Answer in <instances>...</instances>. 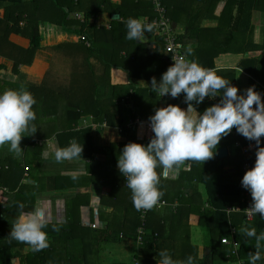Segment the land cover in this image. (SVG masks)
Instances as JSON below:
<instances>
[{
    "label": "crops",
    "instance_id": "crops-1",
    "mask_svg": "<svg viewBox=\"0 0 264 264\" xmlns=\"http://www.w3.org/2000/svg\"><path fill=\"white\" fill-rule=\"evenodd\" d=\"M112 1L120 4L122 0ZM162 1L167 9L169 2L171 5L173 4L174 10L169 18L173 22L179 36L186 34L189 22H193L194 25L199 27L198 40L183 43L185 52L191 61L197 60L200 62L202 59H199L204 58L203 61L207 60L208 63H212L213 65L208 64L207 68H216L218 71L234 70V83L241 92L249 87H254L261 94L262 100H264V93L261 90H264V11L255 10L253 12L254 27L252 31L249 34L239 35V32H237V25L241 16L239 9L245 6L244 1ZM3 14L4 10L0 8V16L2 17ZM69 19L74 22L69 26L68 30L54 29V32L49 30L51 35L49 34L45 37V43L51 44L50 46L52 47L54 46L55 55L45 49H40L36 52L31 65H21L17 71L14 70V62L12 60L0 55V65L3 67L0 69V92L7 89H23L32 94L37 105L46 101L45 104L55 103L56 107H60L59 113L56 115L58 126L56 122L54 124L57 131L53 132L52 136L45 134L47 133L44 130L46 125L37 122L38 115L43 113V109L33 107L36 118L30 122V127L37 131L32 134L33 137H31L32 140L29 144L25 142L27 146L24 150L22 162L24 165V178L21 179L27 187L33 189L36 186L40 187L34 198H27L30 193L25 196L30 206L35 203V210L39 209L44 213L47 226L54 232L62 233V237L58 238L56 244L59 247L65 246V236L71 230L85 229L88 232L93 229L118 231L115 224L119 223V214H123V203L119 204L118 199H124V187L116 189L113 184L120 180V174L116 172L119 171L117 163L120 152L129 142L145 145L150 142L154 133L150 126L149 117L154 114L157 108L166 107L169 104L179 105L184 109L187 108V104L184 102V94H181L182 96L180 95L177 98H172L170 95L160 97L158 93L152 92L150 89L152 78L155 77L159 82L161 74L154 75L153 77L149 75L142 78L130 79L128 73L118 70L117 76L123 85L130 82L135 87L143 89L144 92H140L137 97H134L136 91L132 90L131 96H125L121 100H118L114 108V114L118 119L121 116H127L128 123L137 117L142 118L143 122L130 127V129H133L130 134L131 138L128 139L126 132H123L119 126H112L106 121H101L95 116L97 115L96 108H98L95 102L102 103L112 98L110 86L106 83L109 80H104L97 86L98 88L102 87L100 89L101 95L97 97V100L94 101L95 98L93 97L86 98L87 92L84 93L82 89L85 88L90 93L92 87L89 84L90 80L86 84L85 81L87 80L81 78V76L84 75L85 78L88 76L89 79L87 62H90V59L91 63L97 62V60H93L91 57H89V61L85 59L84 56H87V51L83 49L82 45L85 48L89 46L81 40V36L85 35L88 39L90 37L94 38V28L92 25H96L97 27L105 26L107 29H110L114 21H119L118 26L126 35L125 22L128 19L122 18L118 13L110 12H101L88 21H86L84 13L72 12ZM139 19L149 21L147 16L140 17ZM105 21H108V23H105ZM157 36L159 35L156 28H154L153 31L145 33L142 42L137 40L135 43L147 44L149 48L155 49L157 46ZM9 40L23 48L30 46L28 38L16 33H12ZM53 55L56 61L58 58L61 60L67 58L73 62L74 67L80 63V77H75V79L59 73L56 75L58 77L55 79L56 81L44 85V80L50 72ZM122 55H125V51L122 52ZM150 56L143 55L140 61H149L151 60ZM163 57L167 59L166 53ZM62 68V65H59L58 69L60 72L63 71ZM114 73L115 71L112 77H114ZM28 80H32L30 81L31 83L29 82L30 84H28ZM24 83L28 84V86L25 87ZM254 83L259 86L254 85ZM207 100L215 101L210 98H207ZM197 106L199 108L195 107L198 112L204 111L200 109L201 104ZM131 114H134L136 117L133 118ZM69 115H75V117ZM85 128L92 129V135L98 148V152L93 158H77L60 163H57L51 156L47 160L43 158L42 152L48 149L51 143H55L63 148L73 141L71 138L72 132ZM230 133L235 134L236 129L233 128ZM223 142L224 140L221 139L213 158L204 163L185 161L180 165L178 175L174 179L161 180L160 190L164 193L163 197L168 198L166 206L173 211L172 215L168 212V224L175 222V225L172 227L175 236L168 240V253L171 257L170 249L180 247L182 244L180 239L185 233L188 245L196 249L197 256L193 255L196 258L203 259L204 254L208 256L212 255L211 249L217 248L216 257L215 254L214 257L213 255L212 258L209 257L208 264H217V259L232 264L230 261L225 260L220 252L223 251L222 253H224L222 249L228 246L218 245L220 238L217 235L213 238L208 224L200 223L202 209H212L209 208L206 186L202 182L205 171H212L214 170V166L220 165L222 166L220 169L222 168L223 174L221 175V171L217 172L216 176L218 180L231 183L241 179V172L237 170L234 158L238 152L245 154L244 151L247 148L242 147L240 142L226 145H223ZM260 145H264V136L261 137ZM29 147H31V151ZM221 148L228 150L227 157L223 159H220L218 156V151ZM10 156L13 155L10 154L5 146L0 147V160ZM29 167V170H25V168ZM111 167H115V172L114 174L111 173V175L116 179L107 183V178L103 175L109 174ZM34 168L36 169L35 173L33 171ZM108 169L110 170L109 172ZM160 171L161 169L157 168V172ZM73 173H79L78 178L75 180L72 179ZM2 188L6 189L5 185L0 184V207L8 209L7 211L17 209V205L23 203L20 195L17 194L18 190L4 191ZM130 197L131 195L127 193V198ZM180 208L183 209L184 216L189 211L188 220L185 221L186 224L182 227V230L178 229L182 222L180 223V220L175 217H178L180 214L178 213ZM244 209H246V206ZM236 211L241 210L235 209L233 211L235 215L231 230H235V238L240 242V248H243V253L246 255V258L242 260V264H249V253L256 251V240L255 238H247L241 229L248 227L255 228L258 234L264 232V219L256 217L253 221L247 222L242 217V212ZM200 228L206 230L208 233L207 236L210 243L205 245V247L194 242L195 237L193 233L200 232ZM169 230L168 235L170 234ZM215 243L217 244L215 245ZM132 246L138 248L141 245L135 240L125 238L119 240L118 237L113 241L101 243L99 246V262L97 264H100L105 254L104 257H113L110 258L112 264H119L118 259L121 258H114V255L118 254L117 251L120 252L122 259L131 260L127 256H129L130 251L128 249ZM260 253L262 259L257 264H264V248L260 249ZM229 256L227 254L226 257ZM173 257L172 259L175 260L178 256ZM121 261L123 262V260ZM137 262L135 255H133L130 263L123 262V264H137Z\"/></svg>",
    "mask_w": 264,
    "mask_h": 264
},
{
    "label": "trees",
    "instance_id": "trees-1",
    "mask_svg": "<svg viewBox=\"0 0 264 264\" xmlns=\"http://www.w3.org/2000/svg\"><path fill=\"white\" fill-rule=\"evenodd\" d=\"M242 1L245 2V6L239 9L241 12L240 20L237 25V32H239V35L249 34V32L252 31L254 27L253 12L255 10L264 11V6H262L264 0H241L240 2ZM0 8L4 10L3 16L0 17V55L14 62L15 71H17L21 65H31L36 52L40 49H45L54 54V46L52 47L50 46L51 44H46L45 37L49 34L51 35L49 30L52 32L58 29L68 30L69 26L74 22L69 19L72 12L84 13L86 21L96 17L101 12L118 13L124 19H139L140 17L147 16L149 23H152L156 16L153 3L150 0H122L120 4H116L112 0H0ZM173 10V4L171 5L169 2V17H171ZM118 25L119 21H114L110 29L92 25L94 28V38H89L91 45L89 47L86 46L87 56L84 57L88 61L90 59L89 57L96 58L97 63H95V65L91 63L92 69L89 66L90 62H87L88 75H90L89 79L87 75L86 78L84 75H82L81 78L87 80L85 81L86 84H88L90 80L89 84L92 89L90 93H88L85 88H83L82 91H84V93L87 92L86 98L93 97L95 101L97 97L100 96L98 92L100 88L97 87L98 89H96V86L104 80L111 81L108 85L110 86L112 98L102 103L95 102L98 107L96 108L97 115L95 116L101 121H106L109 125L119 126L123 132H126L128 139H130L133 128L130 129L127 127V116H121L118 119L114 114V108L118 100H121L125 96H131L132 90L136 91L134 97H137L139 93L144 92V90L135 87L130 82L123 85L118 79L117 71H125L128 73L130 79L137 77L142 78L149 75L153 77L157 74L162 75L171 64L163 57L164 54L160 53V48L162 46L164 48L163 39L160 36H157V46L155 49H151L147 44H137L134 40L126 39V35ZM186 31V34L179 36L182 43L185 44L193 40H198L199 27L194 25L193 22H189ZM12 33L28 38L30 40V46L28 48H23L12 43L9 40ZM123 51H125V55H121ZM133 54H135V56H133ZM54 55L52 56L50 72L44 80V85L56 81L55 79L58 78L56 75L59 73L73 78L80 77V63L74 67L73 62L69 61L67 58L63 60L58 58L56 61ZM143 55H151V60L140 61ZM201 59L203 61L204 58H200L199 60ZM195 61L204 68H207L208 64L212 65V63H208L207 60L203 62ZM59 65L63 67L62 72L58 69ZM2 68L3 67L0 65V69ZM114 71V77H112ZM234 74V70L217 72V75L231 81L232 85L236 86L234 83ZM254 85L257 84L254 83ZM261 90L264 93V90ZM219 100L220 97H217L215 101H208L206 98L205 101L201 103L202 106L200 109L205 110L207 107L218 103ZM45 102L46 101L38 103V105L35 103L33 107H39L48 111L52 108V104H45ZM195 106L199 108L197 105ZM39 116L41 115H38V117ZM69 116L75 117V115ZM131 116H133V118L136 117L134 114H131ZM37 122L40 121L38 120ZM71 138L78 144L83 145L82 157L80 158H93L98 152L91 128L76 130L71 133ZM222 139L224 140L223 145L240 142L242 147L248 149L249 154L246 155L238 152L235 155V166L237 170L241 172V179L235 180V182L226 183L218 180L216 176L217 172L221 171V175L223 174L222 168L220 169L222 166L220 165L214 166V170L212 171H205L202 182L206 186L208 195L207 202L210 205L209 208L212 209H202L200 223L208 224L210 234L213 238H215L216 235L220 238L218 245L221 244L229 247L222 249L224 253L220 251L224 259L230 261L232 264H238L246 258V255L243 253V248L238 250V254H234L231 246L222 243V238L231 236V227L235 215L233 211L235 209L241 210L236 212H242L241 215H243L242 217L245 220V189L241 185L242 177L245 174L244 165L246 162H249L252 168L256 160L255 153L257 148L264 147V145L257 146L255 141H249L237 131L235 134L229 133ZM3 164V166L0 164V184L5 185V190H18L17 194L20 195V199L23 200L21 204H23L24 207L21 209L19 205H17V209H10L9 211H7L8 209L0 207V264H97L99 262V246L101 243L113 241L116 237H118L119 240L125 238L136 241L138 239V229L142 225L141 211H137L133 207L131 197L127 198V193L131 195V190L128 188L125 178L121 176L119 171H116L117 174H120V180L113 184V186L116 189L119 187L122 189L124 187V199H118L119 204L123 203V214H119V223L115 224L118 231L93 229L88 232L85 229L77 231L71 230L67 232L68 234L65 236V246L59 247L56 244L58 238L62 237V233H57V231L54 232L47 226L44 229L47 232V248L39 252H34L32 250L30 253H14V249L23 251L29 245L12 239L10 236L11 227L16 222L21 212L29 213L35 211V203L30 206L27 198H34L40 187L36 186L33 189L27 187L22 182L21 179L24 178V168L21 169L17 162L9 163V161H6ZM112 168L113 167H111V172L109 174H114L115 167ZM110 170L108 169V172ZM28 193L30 194L26 198L25 195ZM180 198L182 199L181 196ZM161 200L168 202V198L165 197H162ZM168 212H170L171 215L173 214L172 209H169L168 206L154 207L148 212L145 222L146 234L143 235L144 242L135 255L138 261L137 264H158L160 260L158 253L165 250L167 252L169 251L168 240L175 236V232L172 228L175 222L168 224ZM178 213H180L178 217L174 216L180 220V223L182 222L178 227L179 230H182V227L186 224L185 221L188 220L189 211L184 216L183 209L180 208ZM168 230L170 232L169 235ZM186 236L185 233L182 235L180 239L182 244L179 248L174 247V249H170L172 257L174 256L173 258L178 256L175 260L173 259L174 261L184 262L190 255L197 256L196 249L188 245ZM216 244L217 243H215V245ZM216 249H211L213 257L214 254L216 257ZM227 254L230 256L226 257ZM212 255L208 256L204 254L203 259H198L193 256L195 257V264H208V258H212Z\"/></svg>",
    "mask_w": 264,
    "mask_h": 264
},
{
    "label": "clouds",
    "instance_id": "clouds-1",
    "mask_svg": "<svg viewBox=\"0 0 264 264\" xmlns=\"http://www.w3.org/2000/svg\"><path fill=\"white\" fill-rule=\"evenodd\" d=\"M125 26L126 39L142 42L145 33L153 31L156 24L129 18ZM173 61L159 82L152 78L150 89L160 97L170 95L177 98L183 93L187 108L173 104L157 108L149 117L154 133L150 142L147 145L129 142L118 158V170L131 190L133 207L137 211L157 207L164 195L159 187L161 180L174 179L185 161L204 163L213 158L221 139L233 128L249 141H255L257 146L264 136V100L254 87L241 92L231 81L217 75L216 68H204L195 60L183 58ZM217 96L220 97L218 103L203 112L197 111L195 105ZM35 103V98L27 90L0 92V147L7 145L16 158L23 156L21 139L26 136L24 134L37 131L30 127V122L36 118ZM82 152L83 145L76 141L63 148L51 143L42 156L45 160L51 156L60 163L80 158ZM255 155L254 166L245 172L241 185L251 194L250 211L264 218V147H258ZM157 168L161 171L157 172ZM78 175L73 173L72 179H77ZM23 207V204L19 205V208ZM46 227L41 210L21 212L11 227L10 236L39 252L48 247ZM241 231L247 238L256 240V251L249 253V264H257L262 259L260 249L264 248V232L258 234L255 228L248 227ZM158 255V264H195L191 255L184 262L174 261L166 250Z\"/></svg>",
    "mask_w": 264,
    "mask_h": 264
},
{
    "label": "built area",
    "instance_id": "built-area-1",
    "mask_svg": "<svg viewBox=\"0 0 264 264\" xmlns=\"http://www.w3.org/2000/svg\"><path fill=\"white\" fill-rule=\"evenodd\" d=\"M150 1H152L154 10L156 13V16L152 22H155L156 24L155 28L157 30V33L163 39L164 50H165L167 60L169 61V63L172 65L174 63L173 60L178 59V58H183L188 61H191L185 52L184 45L180 41L179 34L176 31L173 22L168 16V9L166 5L163 3L162 0H150ZM81 40L84 41L88 46L91 45V42L87 38V36L85 35L81 36ZM210 99L216 100L217 97L210 98ZM141 122H143L142 118L137 117L131 120L128 123L127 127L130 128L135 125H139ZM244 152L245 154H249L248 149H245ZM249 169H251V164L249 162H246L244 165V171L246 172ZM26 170H29V168H26ZM244 195L246 198L245 221L250 222V221H253L257 216H259V214H253L249 209L252 204V197H251L250 192L245 189ZM166 205H167V202L165 200H160L159 205L157 207L166 206ZM148 212H150V210L149 211L141 210L142 225L138 229L139 237L137 239V242L139 245L143 244L144 242L143 235L146 234L145 222H146V216ZM222 243L225 245L232 246L233 253L238 254V250L240 249L241 244L235 238V230H232L230 237L228 236L223 237ZM239 264H242V261L239 262Z\"/></svg>",
    "mask_w": 264,
    "mask_h": 264
},
{
    "label": "rangeland",
    "instance_id": "rangeland-1",
    "mask_svg": "<svg viewBox=\"0 0 264 264\" xmlns=\"http://www.w3.org/2000/svg\"><path fill=\"white\" fill-rule=\"evenodd\" d=\"M105 23H108V21H105ZM103 27H105V26H103ZM105 28H107V27H105ZM82 47H83V49H86L85 48V46H83L82 45ZM160 53H163V54H165V50H164V48H163V46L160 48ZM122 55V54H121ZM95 57V56H94ZM96 58H93V60H95ZM97 60V59H96ZM95 63H97L96 61L94 62V65H95ZM90 68H92V66H91V59H90ZM93 69V68H92ZM91 69V70H92ZM97 73V72H96ZM95 73V74H96ZM30 81H32V80H28V84H30L31 82ZM30 82V83H29ZM107 84H110V81H108V82H106ZM25 84V83H24ZM28 84H25V87L26 86H28ZM100 89H102V87H99ZM96 89H98L97 88V86H96ZM102 91V90H101ZM98 92H99V94L101 95V92H100V90H98ZM59 110H60V107H56V104L54 103V104H52V108L50 109V110H48V111H45V110H42V112L44 113H41L40 115L41 116H39L38 117V120L43 124V125H46L45 127H44V130L47 132V133H45V131L43 130V132L46 134V135H49V136H52V133L53 132H55V131H57V129L54 127V124H55V122H56V124H57V126H58V123H57V120H56V115H58V113H59ZM54 111V112H53ZM48 114H53V115H48ZM24 135H26V136H24V137H22V139H21V147H22V149L23 150H25L26 149V146H27V144H29L30 143V141L32 140V138L31 137H33L32 136V134L31 133H25ZM25 142H27V144H25ZM5 147L8 149V146L7 145H5ZM29 150L31 151V147H29ZM10 152V151H9ZM10 154H12L13 156H10V157H6V158H4V159H1L0 160V164H1V166H3L4 164V162H8L9 161V163H14V162H17V164L19 165V167L21 168V169H23L24 168V165H23V158H24V153H23V156H22V158H16L15 157V155H14V153H12V152H10ZM2 162V163H1ZM114 165V164H113ZM33 171H34V173L36 172V169L34 168L33 169ZM103 176H105V178H107L106 179V181H107V183H110L111 181H113L114 179H116L113 175H111V174H108V173H106V174H104ZM104 178V179H105ZM194 234V242L196 243V244H198V245H200V246H204L205 247V245H207V244H209L210 242H209V239H208V233L206 232V230H203V229H201L200 228V232H197V233H193ZM137 241V240H136ZM136 243V242H135ZM134 245H136V244H134ZM143 244H141V246H142ZM140 246V247H141ZM140 247H135V246H132V247H130V249H128V250H130L129 251V256H127V257H129V259H131L132 260V257H133V255H136L137 253H138V251H139V249H140ZM102 250H103V248H101ZM32 251V248L30 247V246H28V247H26L23 251L22 250H19V249H14L13 250V252L14 253H16V254H20V253H30ZM118 252V254L117 255H114V258H118V257H120L121 259H118V263L119 264H123V262L124 263H126V262H131V260H125V258H123L122 259V257H121V254H120V252L119 251H117ZM106 255V254H105ZM104 255V256H105ZM102 257V261L100 262V264H112V262L110 261V258H113V257ZM121 260H123V262L121 261ZM219 260H221V259H217V261H216V263L217 264H228V262H222V261H219Z\"/></svg>",
    "mask_w": 264,
    "mask_h": 264
},
{
    "label": "water",
    "instance_id": "water-1",
    "mask_svg": "<svg viewBox=\"0 0 264 264\" xmlns=\"http://www.w3.org/2000/svg\"><path fill=\"white\" fill-rule=\"evenodd\" d=\"M116 17H118V15H116ZM227 155H228V150L226 148L219 149L218 156L220 159L227 157ZM207 254H208V252H207Z\"/></svg>",
    "mask_w": 264,
    "mask_h": 264
}]
</instances>
